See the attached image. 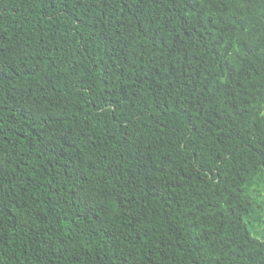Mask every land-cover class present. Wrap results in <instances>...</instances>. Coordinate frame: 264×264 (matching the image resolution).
Instances as JSON below:
<instances>
[{
	"label": "trees",
	"instance_id": "1",
	"mask_svg": "<svg viewBox=\"0 0 264 264\" xmlns=\"http://www.w3.org/2000/svg\"><path fill=\"white\" fill-rule=\"evenodd\" d=\"M254 227L264 0H0V264H264Z\"/></svg>",
	"mask_w": 264,
	"mask_h": 264
},
{
	"label": "rangeland",
	"instance_id": "2",
	"mask_svg": "<svg viewBox=\"0 0 264 264\" xmlns=\"http://www.w3.org/2000/svg\"><path fill=\"white\" fill-rule=\"evenodd\" d=\"M255 229H253L252 231H253V233H254V235L256 236L257 235V233H261L263 230H264V228H258V227H254ZM259 236V235H258ZM260 237V236H259ZM258 237V238H259ZM261 238V237H260Z\"/></svg>",
	"mask_w": 264,
	"mask_h": 264
}]
</instances>
